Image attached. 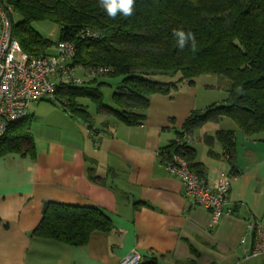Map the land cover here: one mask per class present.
I'll return each mask as SVG.
<instances>
[{
	"label": "crops",
	"instance_id": "crops-1",
	"mask_svg": "<svg viewBox=\"0 0 264 264\" xmlns=\"http://www.w3.org/2000/svg\"><path fill=\"white\" fill-rule=\"evenodd\" d=\"M180 85L152 94L144 122L135 126L96 112L89 127L59 105L46 113L32 103L35 156L0 157V264H118L131 250L141 264H264V256L244 259L239 245L251 221L264 224V133L221 127L225 117L194 131L188 144L203 164V180L213 186L222 173L231 177L232 213L211 227L210 211L184 195L158 150L177 138L193 110L223 102L226 84L200 75ZM230 130L234 167L219 136ZM47 201L101 209L113 228L93 231L82 246L32 237Z\"/></svg>",
	"mask_w": 264,
	"mask_h": 264
},
{
	"label": "trees",
	"instance_id": "trees-1",
	"mask_svg": "<svg viewBox=\"0 0 264 264\" xmlns=\"http://www.w3.org/2000/svg\"><path fill=\"white\" fill-rule=\"evenodd\" d=\"M0 2L14 12L12 34L24 52L52 55L58 41L74 43L76 53L70 65L81 82L59 84L57 96L47 101L89 127L93 116L80 98L95 103L98 113L135 126L144 122L152 94H171L180 84H194L200 75L219 77L226 84V98L187 116L176 131L177 138L158 150L162 164L165 155L178 153L203 179V164L195 161L190 145L176 140L184 134L193 136L203 124L223 117L245 134L264 133V0H135L133 14L115 20L99 7L98 0ZM36 21L56 23L58 41L42 38L31 26ZM173 29L193 32L197 50L186 47L181 51ZM106 75L122 77L113 94L114 106L105 105L99 91L98 79ZM158 75L176 79L160 81ZM30 120L27 115L8 125L0 137V157L11 152L35 156ZM219 136L224 155L229 156L234 132L220 131ZM112 228L110 217L101 209L47 201L31 236L82 246L93 231L107 233Z\"/></svg>",
	"mask_w": 264,
	"mask_h": 264
},
{
	"label": "built area",
	"instance_id": "built-area-1",
	"mask_svg": "<svg viewBox=\"0 0 264 264\" xmlns=\"http://www.w3.org/2000/svg\"><path fill=\"white\" fill-rule=\"evenodd\" d=\"M13 14L11 7H5L0 2V137L9 124L28 115L32 103L53 100L59 84L81 82L75 76V67L70 65L76 53L74 43L58 41L52 55L28 54L12 34ZM191 140V135L184 134L182 139L176 141L184 144ZM163 161L167 172L181 181L184 195L193 204L210 211L211 227L223 215L232 213L231 208H226L231 188L228 174L222 173L210 186L191 170L186 158L178 153L165 155ZM239 245L244 259L264 256V224L257 220L251 221ZM141 259L137 250H131L118 264H141Z\"/></svg>",
	"mask_w": 264,
	"mask_h": 264
},
{
	"label": "rangeland",
	"instance_id": "rangeland-1",
	"mask_svg": "<svg viewBox=\"0 0 264 264\" xmlns=\"http://www.w3.org/2000/svg\"><path fill=\"white\" fill-rule=\"evenodd\" d=\"M15 19H18L16 17ZM32 28L37 31L42 38L52 42L56 43L60 37V28L56 23H53L51 21H36L31 24ZM78 75L84 77V72L83 71H78ZM226 78V77H224ZM122 77L118 75H106V76H101L98 79V83H101L99 87V91L102 94L103 98V103L107 106H114V99H113V94L117 89V86L120 84ZM156 79H159L160 81H170L171 79L175 80L176 77H167V76H157ZM228 81V79H225ZM182 88V85L178 86V90ZM57 96V94H56ZM58 96H61L58 94ZM63 98V97H61ZM80 103H82L85 107L86 110L93 116L97 112V106L95 103L90 101L88 98H80ZM40 108L43 109L46 113L51 110V108L58 107L57 104L50 103L48 101H42L40 104H38ZM34 107V106H32ZM112 118V117H111ZM114 119V118H113ZM112 119V120H113ZM113 121H118L114 119ZM221 127H228L229 124L234 126V122L230 118H223L222 123H220Z\"/></svg>",
	"mask_w": 264,
	"mask_h": 264
},
{
	"label": "clouds",
	"instance_id": "clouds-1",
	"mask_svg": "<svg viewBox=\"0 0 264 264\" xmlns=\"http://www.w3.org/2000/svg\"><path fill=\"white\" fill-rule=\"evenodd\" d=\"M98 5L109 18L115 20L120 15L123 17L131 16L134 12L135 0H98ZM172 34L181 51L186 47L190 48L192 52L197 50V41L193 32L173 29Z\"/></svg>",
	"mask_w": 264,
	"mask_h": 264
}]
</instances>
